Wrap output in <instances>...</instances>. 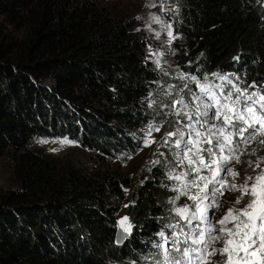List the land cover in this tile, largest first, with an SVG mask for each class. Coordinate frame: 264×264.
<instances>
[{"label":"trees","instance_id":"1","mask_svg":"<svg viewBox=\"0 0 264 264\" xmlns=\"http://www.w3.org/2000/svg\"><path fill=\"white\" fill-rule=\"evenodd\" d=\"M169 2L181 71L264 84V0ZM0 16L12 28L0 26V158L9 156L16 184L0 190V264H153L157 234L174 235L166 214L184 222L164 208L162 166L139 181L58 164L33 146L68 138L98 161L136 154L158 80L147 32L130 11L99 0H0ZM124 203L131 229L120 245Z\"/></svg>","mask_w":264,"mask_h":264},{"label":"snow or ice","instance_id":"2","mask_svg":"<svg viewBox=\"0 0 264 264\" xmlns=\"http://www.w3.org/2000/svg\"><path fill=\"white\" fill-rule=\"evenodd\" d=\"M150 22L163 23L156 15L151 17ZM165 27L171 29L172 26ZM168 35L175 38L170 30ZM213 75L225 83L212 84L206 76L203 82L195 75L190 77L197 84L200 95L189 88L194 99L186 101L181 98L173 105L174 109L180 105L188 108L195 103L194 112H175L177 116L188 118L190 123L185 124V127L189 131L185 133L178 129L168 132L162 141L167 144L170 138L177 137L174 146L180 149V156L178 164L173 167L185 169L169 176V179L184 181L173 202L180 195L187 194L190 188L197 189L194 194L189 195L192 205L175 209L180 220L190 226L188 231L184 232L179 223L169 225L173 229L179 226V234L184 236L183 240L175 237L171 239L173 250L181 258L169 260L166 256L165 261L167 264H185V261L187 264H264V167H261L264 156H258L255 162L251 159L247 161L248 167L257 174L255 177L249 176L245 169L242 184L235 183L241 176L240 171L229 166L244 163L242 157L245 155L255 156L258 149L251 147L254 143L264 146V84H248L239 77L232 79L229 76ZM184 78L182 75L181 79ZM154 131H160V126L150 124L146 133L149 139L145 140V147L155 142L151 139ZM60 143L70 144L73 141L65 138ZM228 177L232 179L229 180ZM226 190L239 192L240 195L234 206L227 210V214L216 222L220 225L216 229L212 214L220 207V200L225 196ZM246 197L249 198L247 201ZM240 204H243L242 208L235 207ZM230 220L233 222L232 228L226 227ZM127 221V216L119 221L124 233L131 229L130 224L126 225ZM160 235L163 237L164 232L161 231ZM217 243H222L223 246L217 248ZM217 255L221 257L220 260L214 259Z\"/></svg>","mask_w":264,"mask_h":264},{"label":"rangeland","instance_id":"3","mask_svg":"<svg viewBox=\"0 0 264 264\" xmlns=\"http://www.w3.org/2000/svg\"><path fill=\"white\" fill-rule=\"evenodd\" d=\"M100 2L109 3L113 9L119 11H130L136 18L139 20L141 26L147 32L150 40V46L147 52V58L154 66V68L158 72V80L156 81L155 87L153 91L150 93L148 97V107L152 111V118L150 123L143 127L140 130V142L141 149L134 155L121 158L110 159L107 158L103 161H98L93 158V153L88 151L87 149H83L77 142L70 144H61L60 141L65 138H36L33 141V146L41 147L45 150L51 157L56 159L58 164L64 163H73L74 165H79L83 167L87 172L94 173L95 171H104V170H120L125 171L131 174L134 178L139 181H143L147 178L153 167L160 165L162 166L163 173L165 179H163L162 187L166 190V196L163 199L164 208L169 212H172L173 207L177 205H192L193 201L189 199V195L194 194L197 189L190 188L187 194L180 195L178 200L174 201V198L179 194V190L184 183L183 180H174L169 179L170 175L178 174L179 172L184 171V167H173V165H177L179 162L180 149H177L174 146V141L177 137H173L169 139L167 144L162 143V141L166 137V133L175 132L178 129L187 133L189 131L188 128L185 127V124L190 123L187 117L177 116L175 114L176 111L181 112H194L195 111V103L191 104L188 108H184L183 105L177 106L175 109L173 105H175L176 100L184 98L186 101L193 100L194 97L188 91V89H192L193 92H196V95H200L199 88L194 81L190 80L192 75L184 73L180 70V68L175 64L172 53L170 50V43L173 37L168 35V31L170 30L173 33V29H167L165 25H171L168 16L170 15V11L172 6L169 0H99ZM156 6H153V5ZM153 15L159 16L163 23H152L150 22L151 17ZM0 26L3 27V30H11V26H9L4 18L0 16ZM159 33V35H157ZM174 36V33H173ZM184 76V79H181V76ZM203 82V81H201ZM210 83L221 85L225 82L214 78L213 80H209ZM187 85V87H185ZM179 121V123H177ZM150 124H157L160 126V131H154L152 133L151 139L155 142L151 143L150 146L145 147L144 142L149 137L146 136L148 127ZM69 141H72L66 138ZM46 140L47 143H40L38 141ZM207 145H205L206 147ZM251 147H255L253 144ZM56 149V151H53ZM262 151L261 153H263ZM258 153L255 156L245 155L242 157L244 163L242 166L238 168V164L229 165L230 167H235L240 173L245 174V169H247V173L249 176L255 177L257 172H254L252 168L248 167L247 161L251 159L253 162L257 159V157L261 154ZM154 161H159V163L154 164ZM247 165V166H246ZM254 166V165H253ZM264 167V164L261 165ZM249 171V172H248ZM259 171V170H257ZM231 180V177H228ZM244 182L243 177H239L236 179L235 183L242 184ZM15 181L12 174V164L9 159V156L5 155L0 158V190H6L11 187H14ZM127 194L129 192L127 191ZM240 195V193H239ZM238 196L234 194L231 190H226L224 197V207L221 210H214L212 214V221L215 225L216 229H219L220 225L216 223L220 219H222L226 214L229 208L234 206V202ZM248 197L245 198L247 201ZM126 203L122 205V209L118 215V227H120L119 221L125 217ZM237 208H242L235 206ZM167 222L165 231H174V235L168 234L164 232V236L160 235L161 232L157 234L158 236V246L160 247V253L157 260L153 264H167L165 261V257L167 256L169 260L172 258L180 259V254L175 252L172 247L171 239L177 235V239L183 240L184 236L179 234L181 232V228L178 226L173 229L169 227V225L179 223V220L173 219L166 214ZM194 223H196L194 221ZM128 222H126V225ZM183 226V231L187 232L190 226L186 225L185 222L179 224ZM203 227V225H202ZM226 227L232 228L233 222L227 223ZM176 230V231H175ZM179 234V235H178ZM167 240V243L165 242ZM180 247H186L187 245H178ZM217 248L222 247V243H217L215 245ZM167 250V251H166ZM243 255V252L240 253ZM226 258V257H225ZM215 260H220L221 257L217 255ZM187 264V261H185Z\"/></svg>","mask_w":264,"mask_h":264},{"label":"water","instance_id":"4","mask_svg":"<svg viewBox=\"0 0 264 264\" xmlns=\"http://www.w3.org/2000/svg\"><path fill=\"white\" fill-rule=\"evenodd\" d=\"M183 205H177V206H175V207H173V212L175 213V215L176 216H178L177 214H176V212H175V209L177 208V207H182ZM179 217V216H178ZM180 218V217H179ZM128 236H129V232L128 233H124L123 232V229H121V227H118L117 228V231H116V236H115V238H116V242L118 243V244H123L124 242H125V240L128 238Z\"/></svg>","mask_w":264,"mask_h":264}]
</instances>
